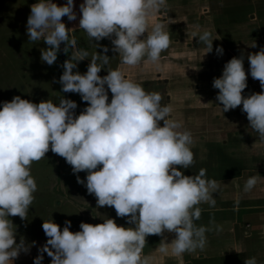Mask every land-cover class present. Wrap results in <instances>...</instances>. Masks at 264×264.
Returning a JSON list of instances; mask_svg holds the SVG:
<instances>
[{"label":"rangeland","instance_id":"obj_1","mask_svg":"<svg viewBox=\"0 0 264 264\" xmlns=\"http://www.w3.org/2000/svg\"><path fill=\"white\" fill-rule=\"evenodd\" d=\"M107 1L0 0V264H64L43 246L61 227L85 229L93 264L113 225L117 264H264V31L168 23L187 5L125 26L157 34L136 47ZM241 30L253 59L222 47ZM52 37L73 43L64 69Z\"/></svg>","mask_w":264,"mask_h":264},{"label":"crops","instance_id":"obj_2","mask_svg":"<svg viewBox=\"0 0 264 264\" xmlns=\"http://www.w3.org/2000/svg\"><path fill=\"white\" fill-rule=\"evenodd\" d=\"M94 2L99 5L102 3V7L104 6V4L106 7L112 6V4L115 5L120 4L118 2L114 3V2H109L107 0H105V2L94 0ZM187 5L192 6V10L194 13L195 12L197 13L200 9L205 8L206 14H208L207 18L201 20L199 16L196 17V14L194 15L193 13L192 17H190L189 16L190 14H188V18L190 17L189 19H182V20L175 19L174 21V19H170L174 17V15H172L171 17L170 15H168L167 17L168 23L171 22L172 25L175 24L176 26H181L185 24L187 25L195 24L196 26H200L203 30L204 29L208 30L210 28H213V30L215 29V31L217 30L218 32H221L222 29H224V27L244 26L247 28V26H251V24H253L252 27L250 28L251 29L250 36L255 35V32L258 33L257 34L258 36H260V34L263 35L264 0H172V1L170 0V2H168L167 0L166 1L165 0H124L121 5L122 9L125 10V13L122 14L121 24H120L121 36L124 38H129L130 42L135 43V46L139 47L141 46L142 42L148 39L147 36L152 35L156 37L157 34L154 33L148 34L144 32V33H138L141 35H137V34L135 35L128 32L127 28H124L125 26H128L129 24L132 27L133 26V24H131L132 22L135 25L133 27H135L136 29H147V25H153L151 27H155L159 18H161L160 21L164 22L165 18L162 17V15L163 12L164 14L166 13L165 12L166 9L168 10L173 8L174 9L179 8V10L183 11L181 7L184 8ZM132 11H135V13L133 14ZM182 14L185 13L183 12ZM118 22L119 21H117V23ZM155 33H159V32L156 31ZM164 35H166L168 38L172 37V39L174 40L176 39L174 33L171 32L169 29L163 32L162 35L158 34V36H162V37ZM210 35L212 36L213 33H211ZM235 37H236L235 39L233 38L223 39L222 47L231 48L233 43H235L234 46H236L237 48L234 49L238 51L237 56H239V53L240 54L243 53V55L245 54L246 56L251 57V59H253L252 57L256 53V51L254 50V48L257 45L256 41H259V39L254 37L249 38L248 35L245 36L243 34V30H241L239 35L238 34L235 35ZM128 64H129L128 66H130L131 63L129 62ZM126 66L127 64H123V63H120L118 65L117 77L122 76L121 74L123 73L122 72L123 68L124 70H131L129 67ZM137 77L139 78L140 76ZM11 184L14 185L15 180L11 181ZM66 200L68 202V198ZM82 201L83 200H81V202ZM68 204L66 205L67 207H69L70 213L66 211L68 215L76 214L75 209L73 208L74 206ZM68 215L67 217H65L66 216L65 214V216L63 217V220L66 221L67 223L72 220V217H69ZM143 228L144 227H141L140 230H142ZM55 229L56 227L51 229L50 233L56 234L57 231ZM95 230L96 231H94L93 234V242H95V244H92V249L93 250L98 249L103 259L99 260L98 258L92 263L117 264L119 261L117 260L116 252L118 253V256H122V251H124L123 242L125 243V235H124L125 232L123 231V228H121L118 225H113V226L102 227L99 230L98 229ZM145 231L147 230L145 229ZM58 232H61L63 234V236H61V239L63 241L62 244L63 247L51 245L53 241L52 242L47 241L48 243L45 241V244L47 245L45 246V244H43L44 248L49 250V252L54 253V255H57V257L59 258L61 257V260L64 261V264H83L78 260H83L82 246L88 239L85 236L87 235L85 229L83 228L78 229L74 227L65 229L64 227H61V230ZM79 244H81L80 247ZM89 257H92V255L89 254Z\"/></svg>","mask_w":264,"mask_h":264},{"label":"trees","instance_id":"obj_3","mask_svg":"<svg viewBox=\"0 0 264 264\" xmlns=\"http://www.w3.org/2000/svg\"><path fill=\"white\" fill-rule=\"evenodd\" d=\"M51 44L53 45L54 56L60 61L61 69L66 66V58L69 51L73 48V43L71 40L63 37L62 39L51 38Z\"/></svg>","mask_w":264,"mask_h":264}]
</instances>
